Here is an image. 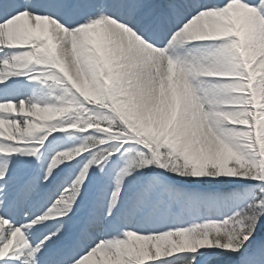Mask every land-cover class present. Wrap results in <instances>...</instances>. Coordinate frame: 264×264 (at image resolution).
Masks as SVG:
<instances>
[{"label": "snow or ice", "instance_id": "1", "mask_svg": "<svg viewBox=\"0 0 264 264\" xmlns=\"http://www.w3.org/2000/svg\"><path fill=\"white\" fill-rule=\"evenodd\" d=\"M0 264H264V0H0Z\"/></svg>", "mask_w": 264, "mask_h": 264}]
</instances>
